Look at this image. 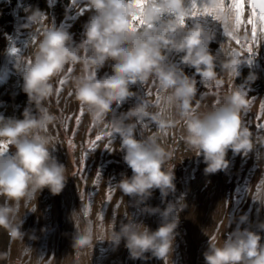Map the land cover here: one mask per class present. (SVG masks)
Instances as JSON below:
<instances>
[{"label":"clouds","instance_id":"9594fccd","mask_svg":"<svg viewBox=\"0 0 264 264\" xmlns=\"http://www.w3.org/2000/svg\"><path fill=\"white\" fill-rule=\"evenodd\" d=\"M210 6H216L215 0ZM253 6L264 13V0H253ZM87 7L94 14L84 25L83 41L75 46L67 31L46 23L45 13L39 8L30 10L23 25L34 28L37 35L33 37L32 59L27 63L19 61L16 67L35 112L29 107L23 119L0 116V142L14 149L10 154H0V229L14 240L25 236L22 219L18 218L21 202H35L45 188L53 196L61 194L70 176L53 155L57 140L49 133V126L55 127L58 117L44 106L54 96V79L63 76L66 66H82L81 74L71 79V95L83 105L98 131L119 136L117 150L124 152V163L132 175L121 179L116 187L123 196L135 198L138 203L145 204L155 189L162 203L175 192V165L165 167L173 154L161 137L181 122L183 141L188 150L203 156L205 175L229 168V150L234 155L247 154L255 147L253 132L242 119V114L251 109V99L241 87L236 86L210 110L200 112L193 106L198 93L196 76L201 84L217 88L224 81L218 78L217 57L209 50L211 37L199 24L185 30L181 23L188 10L187 0H87ZM220 21L228 27L230 17L222 15ZM171 54L179 56L184 68L194 69L193 76L177 67ZM222 54V71L237 75L238 67L246 61L235 50L225 49ZM109 64L111 72L97 78V72ZM247 79L254 82L256 77ZM150 80L164 92L154 112L149 111L137 91L131 90ZM130 98L138 102L106 123L113 105L120 106ZM141 121L155 124L156 132L138 139L136 130ZM36 207L34 203L31 211ZM186 208L181 201L166 202L163 210L145 205L144 212L160 217L156 230L129 220L121 223L119 231L111 226L107 240L117 246L125 241L133 261L156 258L171 264L178 214ZM248 219L247 214L241 215L239 222L246 224ZM256 228L257 231L237 228L222 243L213 237L203 253L205 264H264V237L260 234L264 232V222ZM72 247L76 251L91 249V229L77 232Z\"/></svg>","mask_w":264,"mask_h":264},{"label":"rangeland","instance_id":"374dc122","mask_svg":"<svg viewBox=\"0 0 264 264\" xmlns=\"http://www.w3.org/2000/svg\"><path fill=\"white\" fill-rule=\"evenodd\" d=\"M215 2L217 4L219 0ZM228 2L225 0L226 4ZM191 3L192 0H187L188 9ZM196 3L198 8L213 9L211 0H196ZM35 8L45 13L47 24L67 31L72 36L73 46L83 41L84 25L94 14V10L87 7V0H0V116L5 118L23 119L24 110L33 107L23 91V78L16 65L19 61L27 63L32 59L31 53L35 47L33 37L37 34L34 28L23 25L27 23L30 10ZM249 15L250 8L245 0L243 17ZM243 21L247 23V20ZM229 24L233 25L231 19ZM234 36L235 39L226 37L221 29L213 36L209 50L217 57L216 71L224 83L219 88L203 85L196 76L198 93L192 103L198 111L204 112L221 102L236 86L241 87L251 99V109L242 114V119L253 132L255 147L247 154L234 155L229 150L226 157L229 168L205 175L203 156H196L187 149L182 138L183 124H177L161 137L165 148L173 154L165 167L170 169L175 165L176 186L175 192L169 194L164 203L158 189L153 190L145 204L123 196L118 190L116 185L120 180L132 175L131 169L124 163V152L117 150L120 138L98 131L85 109L77 126L76 116L81 104L73 95L69 96V92L71 79L81 74L82 66H66L63 76L54 79V96L44 102V106L58 117L55 127L49 126V133L57 140L53 155L65 165L70 176L61 194L53 196L45 188L35 202H21L18 218L22 219L21 231L25 236L22 240H14L6 230L0 229V264H164L156 258L133 261L129 258L125 241L121 240L117 246L107 237L111 226L114 225L115 230L119 231L121 223L129 220L156 230L161 223L159 215L148 214L143 208L147 205L163 210L166 202L181 201L187 204V208L178 214V235L173 245L171 264H205L203 253L213 237L222 243L237 228L249 227L257 231L256 225L264 222V127H259L264 125V111L261 110L264 103V36L259 37V47L252 45V54L247 52L243 58L246 62L238 67V74L229 77L221 69L223 51L235 50L234 46L238 45L247 50L252 44V35L234 33ZM170 59L177 67L183 68L185 74L193 76L194 69L184 68L179 56L171 54ZM249 59L251 63H248ZM70 67L74 70L69 74ZM106 72H111L110 64L97 72V78ZM249 76H255V81L248 82ZM64 78H67V82L61 86L58 82ZM60 87L63 90L57 98ZM131 90L137 91L146 101L149 111L153 112L158 107L157 98L161 100L164 95L154 80L143 86H133ZM149 92L151 95H148ZM137 102L135 98H130L120 106L113 105L106 123L126 113ZM143 123L146 127L141 123L137 125L138 139L157 130L150 121ZM97 135L102 139L90 150V141ZM69 140L73 141L75 148L68 144ZM8 150L5 155L14 151L11 146H8ZM0 203H3L2 197ZM34 203L36 210L31 211ZM245 214L248 222L241 224L239 217ZM88 228L92 232L93 247L83 251L74 250V236ZM260 234L264 237V232ZM31 236L35 239H31ZM146 255L151 256L150 253Z\"/></svg>","mask_w":264,"mask_h":264},{"label":"snow or ice","instance_id":"6c2138e0","mask_svg":"<svg viewBox=\"0 0 264 264\" xmlns=\"http://www.w3.org/2000/svg\"><path fill=\"white\" fill-rule=\"evenodd\" d=\"M248 6L250 8V15L247 20V24L251 25V34H252V44H249L247 47V52L252 54V45L259 47V37L264 36V13H260L257 9L253 6V0H247ZM244 8H245V0H229L226 4L225 0H219V3L216 6L209 10L207 7L198 8L196 0H192L190 9L187 10L186 16L181 18L182 25H185L186 18H196V17H211L215 21H220L222 15H228L233 23V30H229L227 27L224 28V34L226 37H232L235 39L234 32L238 31L243 24V15H244ZM237 43L239 41L237 40ZM30 62V61H29ZM248 63H251V59L248 60ZM74 69L70 67L68 69V73L70 74ZM67 82V78L59 80V84L62 86ZM63 88L60 87L57 89V98H59L60 93L62 92ZM148 95H151L149 92ZM69 96H71V92H69ZM59 103V99L57 100ZM160 100L159 97L157 98V105L159 104ZM261 110L264 111V103L261 104ZM84 115V108L83 105L80 106L79 115L76 116V124L79 126L81 118ZM71 119V116L68 117ZM259 119V117H257ZM146 127L143 121L139 122ZM259 127H264V125H259ZM111 137V134H109ZM102 137L97 135L94 140L90 141L89 148L94 149L96 147L97 142L101 141ZM111 140H109V144ZM68 144L75 148V144L72 140L68 141ZM8 151V144L4 142H0V154H5ZM83 172V169L80 170ZM108 200H111V193L108 195ZM87 215V212L85 213ZM103 217L101 216V220Z\"/></svg>","mask_w":264,"mask_h":264},{"label":"crops","instance_id":"0c3cea01","mask_svg":"<svg viewBox=\"0 0 264 264\" xmlns=\"http://www.w3.org/2000/svg\"><path fill=\"white\" fill-rule=\"evenodd\" d=\"M249 16H244V20H248ZM190 18V17H189ZM193 20V27L197 24L201 25L204 28L205 34L209 37H211L209 43L213 40V36L218 33V30H222L224 32V24L221 21H215L211 17H196V18H190ZM185 27V26H184ZM229 30H233V25L228 24L227 27ZM188 28L185 27V30ZM216 30V31H214ZM235 34H247V35H252L251 34V25H248L243 21V24L241 25L240 29L238 31L234 32ZM235 51L238 52L243 59L246 54L247 50L244 49L241 45L234 46ZM227 75L231 77L232 74H229L227 72Z\"/></svg>","mask_w":264,"mask_h":264},{"label":"built area","instance_id":"2783aa9c","mask_svg":"<svg viewBox=\"0 0 264 264\" xmlns=\"http://www.w3.org/2000/svg\"><path fill=\"white\" fill-rule=\"evenodd\" d=\"M186 28L190 29L193 27V20L190 18H186L185 25Z\"/></svg>","mask_w":264,"mask_h":264}]
</instances>
